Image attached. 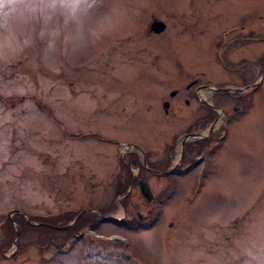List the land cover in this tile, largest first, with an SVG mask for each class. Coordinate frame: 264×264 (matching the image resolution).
I'll return each mask as SVG.
<instances>
[{
  "label": "rangeland",
  "instance_id": "rangeland-1",
  "mask_svg": "<svg viewBox=\"0 0 264 264\" xmlns=\"http://www.w3.org/2000/svg\"><path fill=\"white\" fill-rule=\"evenodd\" d=\"M151 14L162 32L145 30ZM223 30V39L264 36V0H22L14 15L0 14V220L13 209L107 205L139 167L152 188L147 201L129 182L105 212L116 222L142 214L150 228L100 221L109 243L69 240L48 260L31 246L16 254L10 239L0 264H264V43L223 49L253 60L242 83L212 56ZM255 82L244 95L212 97L223 84ZM21 93L30 100L17 104ZM195 96L217 106L203 129L193 126ZM188 124L195 134L184 138ZM208 127L223 132L183 171V140L207 137ZM166 158L179 169L163 173Z\"/></svg>",
  "mask_w": 264,
  "mask_h": 264
},
{
  "label": "flooded vegetation",
  "instance_id": "flooded-vegetation-1",
  "mask_svg": "<svg viewBox=\"0 0 264 264\" xmlns=\"http://www.w3.org/2000/svg\"><path fill=\"white\" fill-rule=\"evenodd\" d=\"M152 15L153 14H151L150 20L147 21V23H146V25H147L145 27L146 29L144 28L146 31H148L149 35H152V33L156 34L155 30L151 28L152 22L154 20H160V19H156ZM163 22L166 25L164 20H163ZM165 25H163L162 30L165 29ZM162 30H161V32H162ZM203 31H200V33H198V34H203ZM226 32L228 33L230 31L223 30V31L218 32L217 34L215 33L216 36L213 37V39H211L212 46L214 47L212 56L215 58V61L217 62L218 67H220L219 70L222 69L223 71H228V73L235 74L240 80L243 81L242 83H244L247 79H249V78L251 79L250 67L252 66L251 64H252L253 60L251 58H249V56H243V57L237 58L235 61H232V60H229L227 56H225V57L222 56L221 53H222V51H223V49L225 47L229 46L230 44L232 45V44H234L236 42L240 43L241 45L242 44L243 45H245V44L249 45L252 42H257V41L260 42V43H264V36H262V37H254L252 31H245L244 34L234 33V34L230 35V37H228V38L226 36H224V39H223L222 34L224 35ZM189 33L192 34L193 32L187 31V35H189ZM190 40H192V39H190ZM249 54H251V52H249ZM257 57L259 58L258 60L261 61V64L263 63V65H264V55H258ZM195 81H196V78L191 80V81H189L185 85V88L189 87V83H195ZM207 82H208V80H206L204 83H199V84H197L195 86V88H201L202 86L207 85ZM244 86H245V84H244ZM218 92L219 91L213 92L214 94H212V97H214V95H216ZM176 93H177V91H175V93L173 95H171V96H175ZM190 94L192 96L194 95V93L193 94L190 93ZM191 95H190V98H191ZM194 99L195 100L197 99V103H196V106H195L196 108L195 109H198L200 111V113H201L198 117H196V120L199 119L200 116L203 117L204 115H207V113L215 114V116L217 115V112L215 110V107H217V106H215V104H209V102L207 100L199 99V97H197V96H195ZM0 100L2 101V100H4V98H0ZM24 100L25 101H29L30 97L29 96L25 97L24 94L21 93L20 99L16 100V103L20 104ZM165 100L168 101V106H166V110H165V112L167 113L168 112L167 108H169V106L171 105V102L168 99H165ZM165 100H162V102H161L162 105L165 102ZM184 100H185V104H187L189 102L188 98H185ZM13 104H15L14 101L11 104H9V106L12 107ZM201 120H202V118L196 124L193 125L194 127H196L194 129H197V127H200L201 129L205 128V126H202V121ZM191 127L192 126L188 125L185 128L184 138H187L188 135H192L193 136L195 134V131L192 130ZM209 136L211 137V139H215V137L213 136V133L210 131V128H209V134H208L207 137H202L201 139L198 138V140H194V141H191V140H189L188 142L184 141V143H182V147H181V151H182L181 158L184 155H187L186 158H188V159L191 158L192 161L195 160V157L199 156V154L201 153L202 148H204V146H205V143L203 141L207 140ZM198 147H199V149H198ZM197 149L199 150V152H197ZM168 150H170V146L165 148V152L168 151ZM184 150H188V151H184ZM160 162H161L160 163L161 166L164 167L161 170H165V171H163V173H166V169H169L170 165L166 168L165 165L163 164V160L162 161L160 160ZM150 163L153 164L152 162H149L148 164L150 166H151ZM151 167L153 168V166H151ZM140 169H141V167H139V171H138V173H136L137 175H133L129 171L128 174H131V178H130L129 182L132 185L131 186L132 188H133V186H136V189H137L136 191H137L138 196L140 195V196H142L143 199H146L148 201L149 199H147L146 197H144L143 194H141V186L138 183L139 180L141 179V181H143L148 186V193L150 195H152V192H151L152 188L150 186V183H148L147 179L145 178V176L140 174ZM159 172H161V171H159ZM159 172L158 171H152L151 173L155 174V175H159ZM122 178H121V180H122ZM127 178L128 177H125L123 180H125ZM118 189H119L118 187H114L112 189V191H111V195L113 193H115L116 191H118ZM125 191H123V192H125ZM123 192H121V193H123ZM107 205H108V203H107ZM107 205H104L102 203L91 204L90 202H88V204L86 205V209H84V211L80 212L79 215L76 214L73 217L74 218V222H75L79 218L80 215H82L85 212H90L89 215H88L89 218L86 221V224H84L82 226L83 229L81 228L79 230V232L76 233V234H79L82 231V232L86 233L85 234L86 235L85 238L87 240H93L94 242H97V243H100V242L105 243L106 242L105 238H107V236H104L103 233L97 234L98 232L95 230V228H96L95 225L97 223H99L100 221L103 222L104 218L107 217L106 214H103L102 211L99 210V207L104 208ZM11 212H13L11 217H13L17 213H19L32 226H37V227L39 226L40 227V229H38V230H40V234H39L38 238L29 239L28 245H27V246H31L35 251H37V254H38L37 259L38 260H40V259L48 260L49 258L55 256L56 254L58 255L59 253H57V252H60V249H59L60 245H63L65 243H67L63 239H61V236H60L61 232H56V231L52 232V230H51V229L60 230V228H59L60 225L58 226V224H57L59 219L58 220L55 219V217H57L60 214V212H61L60 208L58 210H56V211L49 210L48 212H45V213H40V212H38V213H30V212H28L26 217H24L23 213H21L20 210H18V209L17 210L13 209V210H11ZM48 215H51L52 218L50 219V217ZM136 215H138V217L140 219V220L135 222V225L137 227H141L142 226L144 229H147V228L151 227V225H152L151 222L144 224V222L141 220L142 218H144V216L142 214H138L137 213ZM29 216L31 217V219H30ZM11 217H9V218H11ZM38 217H40V218H38ZM130 220L124 221V219H120V221H118L116 223H118V224L122 223L123 226H127L128 228L134 227V225L129 224ZM12 224L14 226L13 227L14 230L16 231V229L18 227L17 223L12 222ZM45 227L48 228V229L49 228H51V229L45 230ZM76 234H72L71 236L73 237ZM93 234L96 235L97 237L92 236ZM4 238L5 237H3L0 240V248L1 249L4 248L3 245H2ZM12 243H13V241H12ZM10 246H11V243L8 245V247L4 248L3 251L0 250V256L2 258H5L4 254L9 249ZM14 252L16 254H18L20 252V250L15 248Z\"/></svg>",
  "mask_w": 264,
  "mask_h": 264
},
{
  "label": "trees",
  "instance_id": "trees-1",
  "mask_svg": "<svg viewBox=\"0 0 264 264\" xmlns=\"http://www.w3.org/2000/svg\"><path fill=\"white\" fill-rule=\"evenodd\" d=\"M227 93V92H226ZM224 93V94H226ZM215 114H210V113H207V115H204L202 118V126H205L209 120V118H212L214 117ZM197 119L195 122H198L200 119ZM222 128V127H221ZM223 129V128H222ZM221 129V130H222ZM220 133V131L218 133H214L213 136L214 137H217L218 134ZM211 141V137L209 136L207 140H204L203 142L205 143V145L208 144V142ZM168 146H172L171 144L168 145ZM202 146V145H201ZM189 149V148H188ZM199 149V147H198ZM197 149V152H199V150ZM184 151H188V150H184ZM136 156H131V157H128V160L130 161V163H134L136 164V159H135ZM169 157V156H168ZM187 155H184L180 161H182L183 164H189V162H193L191 158H186ZM169 159L166 158L165 161H163V164L165 165V167L168 166L169 164ZM151 164V163H150ZM151 166L155 167V163L151 164ZM129 173V171H127ZM131 178V174L128 175V178L125 179V180H118V183L116 184V187H118V191H116L115 193H113V201L112 202H109V204L107 206H105L104 208L102 207H99V210L102 211L103 214H105V212H109V211H113L116 207L113 205V202L115 201V194L116 193H119L120 191L123 192L126 190V187L128 186V182ZM83 208L82 207H78V209H71V208H68V209H63L61 210L60 214L55 217V219H59L58 221V226L61 225H66L67 223H69V221L71 219H73V217L78 214L80 211H82ZM90 212H85L83 213L82 215L79 216V218L73 223V224H70L68 229H65V230H54V229H51L52 232L53 231H56V232H61L60 236H61V239H63L64 241H67L69 240L70 236L72 234H76L79 232V230L82 228V226L84 224H86V221L88 220V215H89ZM50 217V219L52 218L51 215H48ZM30 217V216H29ZM40 218V217H38ZM37 218V219H38ZM31 219V217H30ZM138 221V220H130L129 224H132L134 225V229H137V226L135 225V222ZM12 222H15L17 223L18 227H17V231H18V237L16 239L17 241V244H18V250L20 249H23L24 247H26L28 245V241L29 239H32V238H38L39 234H40V227L38 226H32L30 223H28L25 218L22 217V215H20L19 213H17L15 216L9 218L7 216L3 217L2 220H1V224L0 226H4V228H6V230L8 231V236H4V240H3V247L6 248L8 247V245L10 244V239H12L16 234L17 232L14 230V226L12 224ZM124 222V221H123ZM142 227V226H141ZM140 227V228H141ZM48 228L45 227V230H49ZM83 229V228H82ZM4 248H0L1 251H3Z\"/></svg>",
  "mask_w": 264,
  "mask_h": 264
},
{
  "label": "water",
  "instance_id": "water-1",
  "mask_svg": "<svg viewBox=\"0 0 264 264\" xmlns=\"http://www.w3.org/2000/svg\"><path fill=\"white\" fill-rule=\"evenodd\" d=\"M163 25H165L164 24V22H163V20H154L153 22H152V25H151V28L152 29H154L155 30V32H160L161 30H162V27H163ZM252 86H256V84L255 85H252ZM216 89H219V88H216ZM215 89V90H216ZM219 90H221V91H226V90H229V91H242L243 89H240V88H236V89H232V88H230V87H225V88H221V89H219ZM175 91L176 90H174V91H172L170 94L171 95H173L174 93H175ZM168 105V101H165L164 102V107H166ZM139 184H140V186H141V194H143L144 195V197H146L147 199H149L150 198V194L148 193V186L143 182V181H141V179L139 180V182H138ZM131 185V184H130ZM79 215V214H78ZM77 215V216H78ZM112 221V222H116L117 220L115 219V218H113L112 216H110V217H105L104 218V221ZM66 227H68V225H66V226H64V227H61V228H66ZM13 242H14V240H13ZM6 256V255H5Z\"/></svg>",
  "mask_w": 264,
  "mask_h": 264
},
{
  "label": "clouds",
  "instance_id": "clouds-1",
  "mask_svg": "<svg viewBox=\"0 0 264 264\" xmlns=\"http://www.w3.org/2000/svg\"><path fill=\"white\" fill-rule=\"evenodd\" d=\"M22 0H0V14L4 16L14 15Z\"/></svg>",
  "mask_w": 264,
  "mask_h": 264
}]
</instances>
